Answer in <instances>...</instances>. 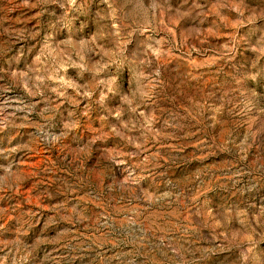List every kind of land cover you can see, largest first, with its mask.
<instances>
[{
	"label": "rangeland",
	"instance_id": "obj_1",
	"mask_svg": "<svg viewBox=\"0 0 264 264\" xmlns=\"http://www.w3.org/2000/svg\"><path fill=\"white\" fill-rule=\"evenodd\" d=\"M0 264H264V0H0Z\"/></svg>",
	"mask_w": 264,
	"mask_h": 264
}]
</instances>
